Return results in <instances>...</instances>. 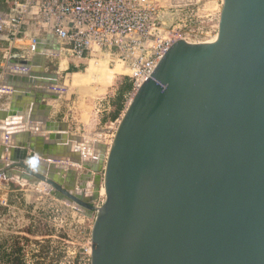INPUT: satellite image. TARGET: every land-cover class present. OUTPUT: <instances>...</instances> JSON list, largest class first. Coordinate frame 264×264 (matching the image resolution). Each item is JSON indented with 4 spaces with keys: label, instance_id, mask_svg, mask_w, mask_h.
Wrapping results in <instances>:
<instances>
[{
    "label": "water",
    "instance_id": "water-1",
    "mask_svg": "<svg viewBox=\"0 0 264 264\" xmlns=\"http://www.w3.org/2000/svg\"><path fill=\"white\" fill-rule=\"evenodd\" d=\"M21 62L40 69L46 59ZM154 68L108 148L101 206L89 202L96 193L83 196L45 170L30 182L45 181L53 195L95 211L90 264H264V0H223L215 40L178 39ZM42 75L53 82L46 92H56L57 76ZM0 116V143L31 129L63 146L65 159L81 151L85 167L101 169L87 158L92 143L67 122ZM46 125L53 131L40 130ZM17 145L3 156L17 158ZM16 161L28 173L6 168L7 177L32 174Z\"/></svg>",
    "mask_w": 264,
    "mask_h": 264
},
{
    "label": "rangeland",
    "instance_id": "rangeland-1",
    "mask_svg": "<svg viewBox=\"0 0 264 264\" xmlns=\"http://www.w3.org/2000/svg\"><path fill=\"white\" fill-rule=\"evenodd\" d=\"M157 2L162 6L166 28L179 33L196 28L204 19L212 28L217 11L222 9L220 0H200L189 7L192 16L188 18L183 7L170 6L168 0ZM65 61L56 60L55 65L68 67L61 72L62 78L72 88L80 87L83 95L79 123L74 127L79 135L95 138L109 148L136 92L126 66L103 56L80 67H74L68 58ZM70 98L75 100L73 92ZM104 166L98 171L83 166L74 185L81 186L94 174L96 195L89 201L94 206H101L106 198L102 189ZM38 183L21 185L11 178L0 182V264H90L95 211L76 209L53 195L45 181Z\"/></svg>",
    "mask_w": 264,
    "mask_h": 264
},
{
    "label": "built area",
    "instance_id": "built-area-1",
    "mask_svg": "<svg viewBox=\"0 0 264 264\" xmlns=\"http://www.w3.org/2000/svg\"><path fill=\"white\" fill-rule=\"evenodd\" d=\"M3 1L9 12L0 9V34L5 35L9 45L7 57L22 58L16 60L19 68L22 60L28 61L27 57L35 54L43 55L52 70L56 60L68 58L74 67H80L103 56L126 66L135 91L176 40L186 38L191 43H202L212 40L213 35L217 37L221 13L219 9L212 28L204 19L198 21L196 28L179 33L166 28L164 12L157 0ZM199 1L168 0L170 6L186 9L184 15L188 18L192 16L188 14L189 7ZM222 4L220 0L219 5ZM13 50L24 53L20 55ZM2 70L0 93L4 85ZM7 179L5 170L0 168V182Z\"/></svg>",
    "mask_w": 264,
    "mask_h": 264
},
{
    "label": "crops",
    "instance_id": "crops-1",
    "mask_svg": "<svg viewBox=\"0 0 264 264\" xmlns=\"http://www.w3.org/2000/svg\"><path fill=\"white\" fill-rule=\"evenodd\" d=\"M8 8L9 7L4 3V1L0 0V9L9 12ZM25 28L27 30L32 31V28L30 25H26ZM8 47L9 45H8V42L6 41L5 35L0 34V68L3 69L2 71L4 73L2 83L5 86L13 87V92L11 93L10 92L0 93V110L7 111L8 113L12 112L14 115L15 114L20 115L24 113L26 114L28 121H31V122L33 121V119L34 121H39L41 120V118L46 119V121H65L68 124L69 132L73 134H79V132H77L78 129L75 128L74 125H76L77 127L79 123V117H80L79 112H80V106H81L79 104V101L82 100L83 95H82V90L80 89V87L77 86L76 88H72V86L68 84L67 80L62 78L61 72L66 70L68 67L64 66L61 69L60 64H59V65H55L54 69L52 70L49 66V61H46V63L42 65V68L40 69H37V66H39V64H33V65L30 64L32 66L29 68L28 73H22V72L20 73L18 71L20 68L17 66L16 60L19 61L22 58L20 57V58L9 59L6 54L7 50L9 49ZM13 51L20 55L24 53L19 50H13ZM33 57L34 55H30L29 57H27V59L32 60ZM65 62L67 63V61ZM53 71L57 75L56 77L57 82H61V83L63 82L67 84V87L65 88L66 91L62 94H59L57 90L54 93L46 92V90H49L48 88L52 87L53 83L51 81H48L47 77L43 76L42 74L44 72L54 73ZM29 77H31L35 82L34 81L29 82L28 81ZM38 78H40L39 81H37ZM72 92L75 94V97H76L75 100H72L70 98ZM38 93L42 96V98L38 102H36V97ZM30 130L31 129H26L23 132L24 134L19 133L21 136L20 135H19L20 137L17 136V138L19 137L17 139L18 143L21 144L19 146L21 148L20 149L21 151L18 150V153H16L17 158H15V156H13L12 154H10V156L4 157L3 154L6 153V151H8L7 142L0 143V165H2L0 168L2 170H5L6 168L16 169V170L28 173L25 168L20 167L18 165L19 162L16 160L20 159V161H23V163H25L31 168V171H33L31 172L32 175L28 174L29 181L23 180L24 183L22 182V180L19 181L20 179H18L17 177H13V179L21 185L37 186L41 182L38 183L39 182L38 181L36 183H31L30 179H33V178L35 179V176L33 175V173H37V172L41 173L42 169L40 165L44 166V163H45L44 161H48L49 163H47L46 166L51 163L50 165L51 167L53 166V169L50 170V167H49L48 168L49 170L47 172H49V174L50 173L54 174L56 178L58 177L57 180L62 186L69 184L71 180L73 182L72 184L75 185L78 182L79 177L81 176L80 172H78L79 170L75 169L76 174L69 176L67 173L68 168H66L65 166L61 169L60 168L61 165L58 164L59 162H61V159L66 160L65 156H67L69 153L67 151L63 152L65 150L63 146H59V148L58 147L55 148L56 147L55 144H51V143L46 144V142L43 139L34 138L30 136L28 134V131ZM59 150L62 152L57 153V155L53 153L54 151H59ZM22 151H24L23 156H25V159L24 157H22L23 159H21L20 157L21 156L20 153H23ZM30 155H33L35 158L33 166L30 165L31 163H28L26 160V158ZM60 155L62 156V158L60 157ZM46 157H48L49 159ZM34 166H36V168ZM44 175L47 177L48 173L46 174L44 173ZM81 180L83 181L84 178L82 177ZM44 185L50 186L48 185V183H45ZM78 187H80V185ZM55 196H57L58 198H61L60 194L59 196L58 195H55Z\"/></svg>",
    "mask_w": 264,
    "mask_h": 264
},
{
    "label": "bare ground",
    "instance_id": "bare-ground-1",
    "mask_svg": "<svg viewBox=\"0 0 264 264\" xmlns=\"http://www.w3.org/2000/svg\"><path fill=\"white\" fill-rule=\"evenodd\" d=\"M215 37H216V35H213L212 36V40H214L215 39ZM30 64H32L33 65V63L32 62H30ZM32 65H27V64H25V63H21V66H20V69L18 70L19 72H22V73H28V70H29V68L32 66ZM38 69V68H37ZM35 70V69H34ZM33 70V71H34ZM41 71V70H40ZM54 74L56 75V73L54 72ZM57 76V75H56ZM5 80H7V79H5ZM35 82V81H34ZM55 84H57L56 85V90L57 91H59V89H65L66 87H67V84L66 83H61V82H55ZM36 86V85H35ZM48 89H50V88H48ZM2 91L3 92H5V93H11V92H13V87H10V88H2ZM18 95V94H17ZM29 101V100H28ZM27 113V112H26ZM23 119V118H22ZM34 121V120H33ZM40 130H44V131H53L52 129H51V126H49V128L47 127V125H46V127H45V129H40ZM21 133V132H20ZM24 134V133H23ZM73 134V133H72ZM20 134L19 133H16V135L14 136V140H12V141H10V142H8L7 141V139L5 140V142H7V143H9V144H7V146L8 147H11L12 145L14 146V145H17V143H18V138L21 136H19ZM75 135H79V134H75ZM17 136H19L18 138H17ZM84 139H86V140H89L91 143H92V145L89 147V149H91V153L87 156V158H89V162L92 164V165H99L100 167L101 166H103V165H105V161H106V157H107V151H108V148H106V151L104 152L103 151V148L106 146V145H104V143H102V142H100V141H98L97 139H95V138H92V137H90V136H87V135H81ZM22 141V140H21ZM112 141V140H111ZM62 142L64 143L65 142V139L64 140H62ZM12 143V144H11ZM21 145V144H20ZM33 152V151H32ZM7 154V153H6ZM40 155V154H39ZM52 155V154H51ZM50 155V156H51ZM57 155V154H56ZM55 155V156H56ZM83 156H84V154H83V152H78V153H72V155H69L67 158L68 159H66V160H62L61 158H62V156L60 155V159H61V162H59L58 164L59 165H64V167L66 166V168H68V171H70V172H73L74 174L73 175H75L76 174V170L75 169H78L79 171L78 172H80L81 171V169H82V167L84 166L85 167V165H84V162L85 161H83L82 159H83ZM64 157V156H63ZM66 157V156H65ZM102 157L104 158L103 160H102ZM46 158H48V157H46ZM38 159V158H37ZM49 159V158H48ZM57 159H58V157H57ZM39 161V160H38ZM37 161V162H38ZM55 161V160H54ZM36 162V161H35ZM45 162V164H44V166H42L41 167V169L42 170H45L46 169V173H48L49 174V172H47L49 169V167H50V170L51 169H53V166L51 167V163L49 164V165H47L46 166V164L47 163H49L48 161H44ZM57 163V162H56ZM86 163V162H85ZM43 164V163H42ZM33 166V165H32ZM58 168V167H57ZM90 170H92L93 171V169H90ZM58 171V170H57ZM60 171H61V169H60ZM55 173V172H54ZM60 173V172H59ZM65 173V172H64ZM23 174L24 173H22V175H19L17 178L18 179H20L19 181H21L22 180V182L24 183V181H29V179H28V177H27V175L26 176H24V177H22L21 178V176H23ZM32 175V174H31ZM50 175H53L54 176V174H52V173H50ZM66 175V174H65ZM86 176V175H85ZM55 177V176H54ZM58 178V177H57ZM87 182L85 183V184H83V186L82 187H75V188H73V190H76V189H78V191H81V194L83 195V196H90V195H93L94 193L93 192H95L94 190H95V185H94V183H93V178H94V174H89L88 176H87ZM34 179V178H33ZM24 180V181H23ZM31 180V179H30ZM71 182H72V180H71ZM85 182V181H84ZM83 183V182H82ZM103 193L105 192V187H104V184H103ZM55 195V194H54ZM94 196V195H93ZM64 197V196H63ZM63 200L64 201H66L67 203H70V204H73L74 205V207L76 208V209H81V210H83V211H88V210H85L87 207L86 206H84V205H77L76 203H74V201L72 202V201H68L67 199H64L63 198ZM84 208V209H83ZM88 209V208H87Z\"/></svg>",
    "mask_w": 264,
    "mask_h": 264
}]
</instances>
